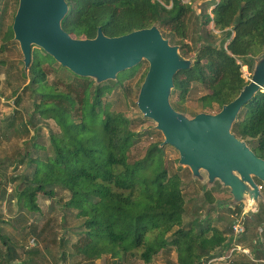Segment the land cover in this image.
Wrapping results in <instances>:
<instances>
[{"label": "trees", "instance_id": "1", "mask_svg": "<svg viewBox=\"0 0 264 264\" xmlns=\"http://www.w3.org/2000/svg\"><path fill=\"white\" fill-rule=\"evenodd\" d=\"M67 2L62 26L74 38H95L100 27L107 36L118 37L158 26L172 45L180 47L182 56L192 60L189 68L176 74L172 95L182 102L194 85H203L207 93L200 101L205 113L219 112L236 99L252 79L244 77L243 66L252 73L256 58L264 54V0H219L211 13L206 8L197 13L188 0ZM9 7L10 3L0 5L4 42L14 38L13 24L5 30ZM135 73V68L127 69L116 80L98 83L64 67L43 48L33 47L31 64L23 71L29 79L24 91H29L32 104L21 108L24 97L17 88L15 108L2 119L5 128L0 119L4 136L24 141L13 160L0 161V199L17 207H10L9 218L0 215V264H54L49 253L56 264H97L104 256L111 264H131L132 258L149 264L157 254H171L174 249L178 264H207L230 246L233 221L221 215L214 224L211 213L217 208L214 193L221 190L220 183L204 187L208 213L186 221L184 181L166 166L162 142L152 144L143 158L130 161L140 133L109 96L123 89L127 99L125 81ZM172 104L186 111L178 101ZM50 120L58 129H49L46 144L41 124ZM232 131L264 159L263 90L244 105ZM9 163L15 170L11 176ZM61 191L68 193L61 201L63 208L74 211L79 222L66 226L64 234L54 239L53 254L41 226L46 214L39 198L56 199ZM228 210L243 212L241 206ZM252 214L253 218L245 216L246 230L238 237L250 255H240L230 264H264V205ZM67 219L64 213L62 222ZM4 224L27 239L7 234ZM69 233L77 239L67 238Z\"/></svg>", "mask_w": 264, "mask_h": 264}, {"label": "water", "instance_id": "2", "mask_svg": "<svg viewBox=\"0 0 264 264\" xmlns=\"http://www.w3.org/2000/svg\"><path fill=\"white\" fill-rule=\"evenodd\" d=\"M69 11L67 0H19L13 30L20 42L28 68L33 47L38 46L77 75L92 77L98 83L116 80L118 74L142 60L150 68L142 84L138 107L145 117L157 122L164 143L175 146L180 162L190 167L197 179L208 184L219 180L230 188L232 203L245 202L256 210L264 199L258 178L264 184V159L232 131L241 109L264 88V54L256 59L252 79L240 95L217 113L201 112L190 118L171 102L175 76L192 65L172 45L158 26L109 37L98 29L95 38H74L62 26Z\"/></svg>", "mask_w": 264, "mask_h": 264}, {"label": "rangeland", "instance_id": "3", "mask_svg": "<svg viewBox=\"0 0 264 264\" xmlns=\"http://www.w3.org/2000/svg\"><path fill=\"white\" fill-rule=\"evenodd\" d=\"M191 1L197 13L201 12V9L206 8L209 13H211L212 9L214 8V2L219 0H188ZM6 3H10L9 7V14L6 20V28L14 23V18L16 12L19 7V0H0V5H4ZM214 26V23H211V27ZM218 33V31L216 30ZM15 36V35H14ZM38 47V46H37ZM257 60L260 59L258 56ZM26 68V69H25ZM133 68L136 69V73L132 78H128L125 81V85L128 88V95L129 97L126 99L123 89L116 90L113 95L109 96V99L115 101L114 108L126 113L129 117L134 120L133 129L140 133L137 142L133 146L132 150L130 151V161L134 162L146 156L150 146L157 142H162V146H164L166 155L165 161L166 166L168 167L170 173H179L182 176L184 181V193L187 200L188 205V215L186 216V221H190L196 216L204 217L208 213L210 203L206 201L204 196V190L211 189L213 185L208 184V174L206 171L202 170L203 176L205 180L197 179L193 175L190 167L182 164L180 162V152L179 150L169 144L164 143L165 136L162 131L157 128V122L153 119L145 117V115L141 112L138 107V98L140 94V90L142 87V80L145 76V73L150 68V63L148 60H142L139 64L134 66ZM27 70L28 68L24 62V55L21 50L20 42L17 41L15 38L10 40L9 42H4L3 39L0 37V119L2 121L3 118L7 117L8 115L12 114L15 108V96L14 90L17 88H21L20 94L23 95L24 101L21 108H28L32 104V100L29 94V91H24L25 85L28 83L29 79L25 77L23 71ZM244 77L249 80L251 79V75L253 71L249 70L248 66H243L242 68ZM107 82V81H105ZM103 82V83H105ZM264 91V88H262ZM207 93V90L201 84H196L193 86L191 91L186 97L185 101L180 102L178 95H171V102L178 101L180 106H185L186 114L188 117L193 118L197 114L202 112V103L200 98ZM217 113V112H214ZM3 122V123H2ZM1 126L5 128L6 122L2 121ZM19 121L17 122V125ZM41 126L43 127V134L42 140L49 144V129L57 130L56 123L53 120L47 121L42 123ZM22 144H24L23 139L19 136H14L8 134L7 136L3 135V132L0 130V161L9 159L10 161L13 160L17 152L20 150ZM250 146V145H249ZM11 176L15 173L14 166L8 165V172ZM217 183L221 184V190L215 192L214 194L217 197V208L212 210V218L214 219V224H216L215 219L217 216H224L228 217L229 220L233 221L236 220L245 222L246 218H242L239 212H229L228 209L236 210L239 206L242 207L243 212L248 211V215L253 218L252 213H256V210L252 206H249L245 202L240 204H233L232 198L233 195L231 194L230 188L224 187L223 184L217 180L214 185ZM262 187V193L264 196V184H260ZM9 187V192L11 191V185ZM205 187V188H204ZM68 197V193L65 191H61L58 198L56 199H49L47 197L40 196L39 203L46 214L44 222L41 226L45 229V235L47 236L46 242H49L52 253L55 254L57 251V246L54 245V239L56 237H61L64 234L65 227H75L77 226L79 220L75 216V212L71 210H65L63 208L61 201H66ZM260 204L264 205V199H261ZM10 207L13 209H17L15 203H11L6 200L0 199V215L9 218L10 217ZM52 210V211H51ZM67 213V223L65 224L62 222L63 214ZM250 219V217H249ZM232 224V225H233ZM244 224V223H243ZM245 225V224H244ZM5 228V232L10 235L16 236L20 240H26L27 236L23 235L19 231H15L11 226L8 224L3 225ZM41 227V228H42ZM67 238L77 239V236L74 234L69 233ZM243 249H248L244 245H242ZM228 250V249H227ZM239 253V254H238ZM229 260L219 261L215 264H230L232 259H238V256L245 255L244 252H238ZM50 260L56 264L55 258L52 254H48ZM109 257L104 256L103 258L99 259L97 264H111ZM131 264H146L141 260H136L135 258ZM178 253L174 249L171 254L166 253H159L157 254L153 261L149 264H178ZM232 262V261H231ZM45 263V261H44ZM66 264V263H65Z\"/></svg>", "mask_w": 264, "mask_h": 264}, {"label": "built area", "instance_id": "4", "mask_svg": "<svg viewBox=\"0 0 264 264\" xmlns=\"http://www.w3.org/2000/svg\"><path fill=\"white\" fill-rule=\"evenodd\" d=\"M249 213L248 211H244L242 212L241 217L244 218L245 216H247ZM244 222H242V220L238 221L236 220L233 224V231L234 234L231 237L230 240V246L225 250V253L221 256L215 257L210 259L207 264H215L216 262L219 261H224V260H229L232 257H234V255L238 252H244L247 255H250V250L248 251V249H243V247L241 245L238 244V237L241 236L246 228L245 225L243 224Z\"/></svg>", "mask_w": 264, "mask_h": 264}]
</instances>
